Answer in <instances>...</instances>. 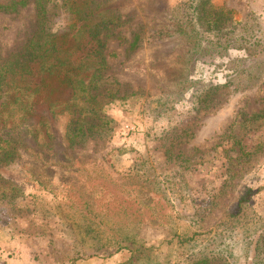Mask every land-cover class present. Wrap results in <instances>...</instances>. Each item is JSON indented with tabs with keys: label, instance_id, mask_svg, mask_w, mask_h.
<instances>
[{
	"label": "rangeland",
	"instance_id": "374dc122",
	"mask_svg": "<svg viewBox=\"0 0 264 264\" xmlns=\"http://www.w3.org/2000/svg\"><path fill=\"white\" fill-rule=\"evenodd\" d=\"M88 1L96 12L117 16L103 54L105 75L119 84L116 95L123 98L104 107L107 134L72 146L64 135L67 117L51 119L44 106L34 108L21 156L0 168V176L21 189L0 203V264H190L189 252L212 233L221 237L216 249L230 246L232 256L225 251L228 260L207 264H249L256 240L264 250L260 228L219 231L234 226L229 215L242 188L254 192L252 209L264 218V116L252 123L247 118L262 112L263 89H215L223 84V65L245 55L214 48L205 34L200 47L178 61L182 77L195 83L177 93V60L169 59L175 42L154 40L151 32L174 8L200 2L223 7L259 40L255 57L264 67V0ZM47 16L56 33L75 26L61 0L48 5ZM32 29L31 5L0 13V59L19 49ZM136 32L141 45L126 54ZM209 84L214 89L207 109L194 111ZM125 125L133 131L124 132ZM174 234L194 236L196 247L169 244ZM117 238H125L120 248Z\"/></svg>",
	"mask_w": 264,
	"mask_h": 264
},
{
	"label": "trees",
	"instance_id": "16d2710c",
	"mask_svg": "<svg viewBox=\"0 0 264 264\" xmlns=\"http://www.w3.org/2000/svg\"><path fill=\"white\" fill-rule=\"evenodd\" d=\"M53 1L57 0H0V13L13 14L29 5L33 10V29L26 42L5 59H0V168L12 164L21 156L22 141L30 136L34 127L28 125V121L33 117L36 106H44L51 119L61 115L67 117L64 135L68 145L72 146L92 136L103 137L107 134L108 121L102 117L104 107L113 100L123 98L116 95L119 84L105 75L103 54V43L112 36L110 30L115 28L117 16L112 12H96L88 0H61L75 26L56 33L51 30L47 16V7ZM178 9L179 14L176 13ZM231 17V10L206 2H200L196 7L183 5L172 9L166 23L151 32V38L158 41L172 39L175 42L169 59L177 60L172 61L178 65L174 68V74L179 77L177 93L195 83L182 77L184 66L178 61L195 52L205 34L215 40L210 42L214 48L242 51L244 59L228 60L223 65V84L214 87L228 88L235 93L262 87V97L259 99L263 104L262 112L252 113L248 117L244 115L252 123L264 116L263 59L257 62L259 57H255L256 54L260 56L262 47L259 40L248 32L247 25H236ZM115 39L120 37L116 36ZM141 42L140 34L134 33L125 53L136 51ZM246 60L254 64L246 65ZM214 87L210 84L205 87L203 94L193 103L194 111L207 109L209 90ZM64 92H67L66 96H63ZM36 135L37 131L34 132ZM20 193L18 186L0 176V203ZM253 194L249 188H242L237 193L234 212L229 215L234 220V226L223 227L225 229L221 228L220 233L224 231L230 234L239 226L249 231L257 227L260 228L257 239L264 237V218L255 213L250 203ZM134 198L138 199L136 193ZM250 211L253 212L247 215ZM239 220L242 224L237 223ZM219 238V233H212L206 244L203 242L202 246L195 248L194 236L174 234L168 243L195 248L188 255L190 264H207L218 257L228 260L222 255L225 251L232 256L230 246H224L223 251L216 249L220 246ZM124 240L117 238L113 243L120 248ZM258 242L253 243V256L249 264H264V250ZM248 259L247 253L244 254V260Z\"/></svg>",
	"mask_w": 264,
	"mask_h": 264
},
{
	"label": "built area",
	"instance_id": "2783aa9c",
	"mask_svg": "<svg viewBox=\"0 0 264 264\" xmlns=\"http://www.w3.org/2000/svg\"><path fill=\"white\" fill-rule=\"evenodd\" d=\"M123 131L126 133H129V132L133 131V128L131 126L125 125L123 128Z\"/></svg>",
	"mask_w": 264,
	"mask_h": 264
}]
</instances>
